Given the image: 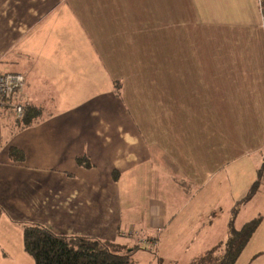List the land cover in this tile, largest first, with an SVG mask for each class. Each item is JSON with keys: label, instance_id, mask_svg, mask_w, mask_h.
Returning a JSON list of instances; mask_svg holds the SVG:
<instances>
[{"label": "crops", "instance_id": "crops-1", "mask_svg": "<svg viewBox=\"0 0 264 264\" xmlns=\"http://www.w3.org/2000/svg\"><path fill=\"white\" fill-rule=\"evenodd\" d=\"M0 72L41 109L19 129L0 106V264H34L29 224L169 264L220 255L235 205V228L264 232L256 0H0ZM246 245L236 264H264Z\"/></svg>", "mask_w": 264, "mask_h": 264}, {"label": "trees", "instance_id": "trees-1", "mask_svg": "<svg viewBox=\"0 0 264 264\" xmlns=\"http://www.w3.org/2000/svg\"><path fill=\"white\" fill-rule=\"evenodd\" d=\"M41 114V109L34 105H25L20 119L15 120L17 128H24L34 123ZM9 156L15 161L23 159V153L17 148H10ZM76 162L90 166L87 157H77ZM261 170L258 175L260 176ZM257 181L249 188L242 201L248 200L255 192ZM237 206L232 209L228 223V236L223 243V252L215 255L211 248L189 264H236L237 257L246 245L260 218L246 221L240 228L233 226V217ZM24 250L32 256L34 264H133V248H127L109 240L81 235H63L52 232L40 224L24 226L22 232ZM156 264H169L157 258Z\"/></svg>", "mask_w": 264, "mask_h": 264}, {"label": "built area", "instance_id": "built-area-1", "mask_svg": "<svg viewBox=\"0 0 264 264\" xmlns=\"http://www.w3.org/2000/svg\"><path fill=\"white\" fill-rule=\"evenodd\" d=\"M260 23L264 28V0H256ZM24 77L18 72H0V106H11L17 119L22 117L24 104L14 102L13 96L22 85Z\"/></svg>", "mask_w": 264, "mask_h": 264}, {"label": "rangeland", "instance_id": "rangeland-1", "mask_svg": "<svg viewBox=\"0 0 264 264\" xmlns=\"http://www.w3.org/2000/svg\"><path fill=\"white\" fill-rule=\"evenodd\" d=\"M258 8V7H257ZM144 45V44H143ZM140 53L144 54V57L146 58V48H144V46H142L141 44V48H140ZM128 235H133V232H128ZM139 238V237H138ZM137 241L140 242L139 239H136ZM139 244V243H138ZM248 247L247 249V253H246V259L244 256V261H247L248 257H258L260 255H264V232H254L252 237L249 240V243L246 245ZM150 250V251H148ZM138 254H133L132 256V260L134 264H155V260H151L150 257L147 259V255L151 256V258L156 259V255L155 254V248L152 246H149V248L147 247L146 244L141 243L140 248L137 250ZM145 253L143 255H139ZM248 256V257H247ZM242 259L238 260V262H242L243 257H241ZM148 260H151L150 263H147ZM237 262V264H238Z\"/></svg>", "mask_w": 264, "mask_h": 264}]
</instances>
